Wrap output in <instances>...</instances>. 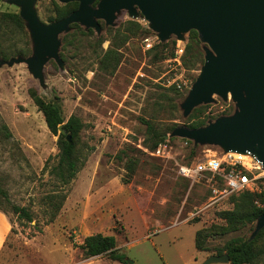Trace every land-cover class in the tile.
I'll return each mask as SVG.
<instances>
[{"label":"rangeland","instance_id":"374dc122","mask_svg":"<svg viewBox=\"0 0 264 264\" xmlns=\"http://www.w3.org/2000/svg\"><path fill=\"white\" fill-rule=\"evenodd\" d=\"M55 2L64 4L36 1L42 22L54 21L50 17L55 16ZM2 12L19 13V7L0 0ZM138 18L129 17L123 10L115 24H103L100 33L79 24L70 27L60 35L63 67L53 59L46 62L42 82L32 76L24 62L0 66V209L13 224L0 264H128L108 254L84 257L80 248L83 238L97 232L114 235L117 250L135 264H200L229 239L249 238L253 232L256 221L221 233L226 222L219 212L231 210L240 192L215 198L206 181L180 177L176 161L190 149L180 148L178 139L167 138L173 145L171 157L152 154L156 138L147 132L142 120L165 134L184 125L187 116L179 105L203 63L199 60L191 66L187 47L195 44L191 33L186 32L180 40L185 48L187 85L173 90L162 85L166 59L174 52L176 38L166 40L163 49L144 50L138 34L120 43L122 23H140ZM203 45L199 43L204 60ZM108 50L117 53L106 57ZM20 53L23 57L32 54L29 31L25 24L19 26L12 20L3 23L0 58L8 60ZM155 54L165 57L155 58ZM114 57L119 58L117 64ZM31 89L44 101L57 102L65 121L75 115L83 123L76 144L84 164L60 189L66 198L51 222L47 221L51 206L46 196L58 189V181L50 174L58 160V135L47 128ZM214 98L196 112L207 122L231 106L228 114L235 109L230 98ZM221 151L218 146L202 145L192 155L200 159L218 156ZM130 156L138 159L131 176L126 167ZM261 179L254 192L264 191ZM13 205L24 208L32 220L14 213ZM202 228L210 231L203 241L204 249L197 250L194 234Z\"/></svg>","mask_w":264,"mask_h":264},{"label":"water","instance_id":"95a60500","mask_svg":"<svg viewBox=\"0 0 264 264\" xmlns=\"http://www.w3.org/2000/svg\"><path fill=\"white\" fill-rule=\"evenodd\" d=\"M6 1L19 7L30 34L32 54L0 58V66L24 62L40 82L49 60L63 67L60 35L68 32L72 23L100 33V20L105 26H113L117 14L125 10L131 18L142 16L161 42L171 36L184 39L186 32L196 30L204 44V61L179 105L182 114L188 116L193 108L214 102V95L230 98L235 109L203 126H176L165 138H187L196 145L218 146L224 152L251 153L264 169V0H58L76 1L78 6L48 23L37 14V0ZM58 132L66 133L63 123L58 125ZM66 138L71 141L70 134ZM263 226L264 213L257 218L250 238ZM126 262L134 264L127 258ZM216 263H230L228 254H210L200 264Z\"/></svg>","mask_w":264,"mask_h":264},{"label":"trees","instance_id":"16d2710c","mask_svg":"<svg viewBox=\"0 0 264 264\" xmlns=\"http://www.w3.org/2000/svg\"><path fill=\"white\" fill-rule=\"evenodd\" d=\"M78 6V2L71 1L64 4L54 3V17H50L51 20H59L65 16H67L70 12L75 10ZM14 21L19 24V26H23L24 20L20 17L19 13H11V12H2L0 14V25L3 23H8L9 21ZM101 26H103L104 22L99 21ZM77 23H72L70 27L76 26ZM123 25V33L121 38V42H125L129 39L130 35H137L141 38L150 32L151 29L143 27L140 23L135 20H127ZM121 25V26H122ZM89 29V28H88ZM90 30V29H89ZM120 30H118V33ZM191 33V40L195 44V46L188 45L187 51H190V63L191 66L195 65L199 60L203 63V59H201V50L199 48V43H201L198 33L196 30L192 29L189 31ZM66 35V34H65ZM64 35V36H65ZM176 40V39H175ZM167 41L161 42L160 40L151 48L155 49L156 47H161L163 49L166 47ZM150 49V50H151ZM113 53H117L108 50L105 54L106 57L112 55ZM185 53V52H184ZM22 53H20V56ZM173 55H170V57ZM2 57H5L2 54ZM162 57V54L159 56L155 54V58ZM115 63L117 64L119 58L114 57ZM185 54L183 56V64H185ZM170 89H175L174 86L170 87ZM30 95L37 105L38 109L43 113L44 120L49 131L58 135L57 145H58V160L56 164H54L50 169V174L58 181V189H55L50 194L46 196L47 203L50 204V214L47 219L48 222L53 221L58 211L60 210L64 199L66 198V193L60 191L62 187L69 184L71 180L75 177L76 173L80 170V168L84 164V160L81 157L76 139L79 135L80 130L83 127V123L81 120L75 116L71 115L67 121L61 115L60 106L57 102L54 101H44L36 92V90L31 89ZM207 106L205 104H202ZM203 106H197L193 108L191 113L185 118V126L190 128H195L199 126H203L207 124V121L204 118H201L200 115H197L196 112ZM231 110H233V106H231L228 110L222 112V114H228ZM219 115L212 116L215 118ZM190 119H193L190 121ZM143 123L146 124L147 132L151 133V135L156 138L152 148L153 150L157 147L160 142L165 140V133H158L155 127L147 120H142ZM63 123V127L66 130V133L58 132V125ZM176 127V126H175ZM173 128L170 130V132ZM71 135V141L68 142L66 135ZM180 137H170L171 139H179ZM189 141L188 148L190 152L187 154V158H193V150L196 149L200 145L194 144L191 140L187 138H182ZM152 150V151H153ZM126 155V154H125ZM127 156V155H126ZM138 162V159L130 156L127 160V171L129 176L132 175L135 171V166ZM130 177L126 178L128 180ZM264 179H261L262 181ZM2 190L0 189V194H2ZM255 200H257L258 204H255ZM4 211V210H3ZM12 211L19 215H23L27 217L29 221H31V216L28 212L18 206H12ZM264 213V191L260 193L252 192L249 190H245L240 192V194L234 198V206L231 210H225L219 212V216L223 219L226 224L222 226L221 233H225L228 231H234L239 229L240 226H243L247 223H251L257 220V218ZM209 228H202L196 230L194 234V244L197 250H203L204 239L209 235ZM116 238L114 235H107L100 232L92 233L83 238L82 243L80 244V248L82 249L83 255L85 258L99 256L103 254H108V256L113 260H118L124 263L126 262L125 254L120 253L116 248ZM216 254L227 253L230 258V264H264V226L257 232V234L253 238H243V237H233L229 239L221 248L217 249ZM135 264V263H134Z\"/></svg>","mask_w":264,"mask_h":264},{"label":"built area","instance_id":"2783aa9c","mask_svg":"<svg viewBox=\"0 0 264 264\" xmlns=\"http://www.w3.org/2000/svg\"><path fill=\"white\" fill-rule=\"evenodd\" d=\"M138 21L143 27L149 28L148 22L142 16ZM158 41L159 38L153 31L141 38L144 50H150ZM176 41L173 55L166 59L167 66L161 79L164 86L182 89L187 85L183 64L185 48L182 40ZM178 140L180 148H188V140L182 138ZM172 149L170 140L165 139L157 145L152 154L162 158L171 157ZM181 156V160L176 161V173L192 182L206 181L215 198L245 190L254 192L258 189V180L264 177L261 162L251 153L241 155L233 151H221L218 156L205 155L200 159L196 157L189 159L185 153Z\"/></svg>","mask_w":264,"mask_h":264},{"label":"crops","instance_id":"0c3cea01","mask_svg":"<svg viewBox=\"0 0 264 264\" xmlns=\"http://www.w3.org/2000/svg\"><path fill=\"white\" fill-rule=\"evenodd\" d=\"M12 228L13 224L10 217L2 209H0V254L5 248L6 242L12 232Z\"/></svg>","mask_w":264,"mask_h":264},{"label":"flooded vegetation","instance_id":"af4514ba","mask_svg":"<svg viewBox=\"0 0 264 264\" xmlns=\"http://www.w3.org/2000/svg\"><path fill=\"white\" fill-rule=\"evenodd\" d=\"M98 1V0H97ZM97 1L94 3V5H96Z\"/></svg>","mask_w":264,"mask_h":264},{"label":"bare ground","instance_id":"6f19581e","mask_svg":"<svg viewBox=\"0 0 264 264\" xmlns=\"http://www.w3.org/2000/svg\"><path fill=\"white\" fill-rule=\"evenodd\" d=\"M237 153V152H236Z\"/></svg>","mask_w":264,"mask_h":264}]
</instances>
